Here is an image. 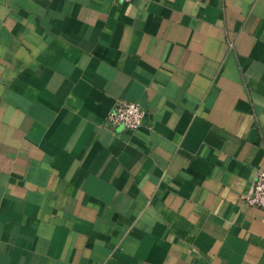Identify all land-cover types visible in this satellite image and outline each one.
<instances>
[{"label": "crops", "instance_id": "0c3cea01", "mask_svg": "<svg viewBox=\"0 0 264 264\" xmlns=\"http://www.w3.org/2000/svg\"><path fill=\"white\" fill-rule=\"evenodd\" d=\"M260 169L264 0H0V264H264Z\"/></svg>", "mask_w": 264, "mask_h": 264}, {"label": "built area", "instance_id": "2783aa9c", "mask_svg": "<svg viewBox=\"0 0 264 264\" xmlns=\"http://www.w3.org/2000/svg\"><path fill=\"white\" fill-rule=\"evenodd\" d=\"M130 1V0H123ZM145 109L133 100H119L106 114V123L110 125H120L124 128L135 129L144 120ZM245 201L251 205L264 209V169H260L244 197Z\"/></svg>", "mask_w": 264, "mask_h": 264}]
</instances>
